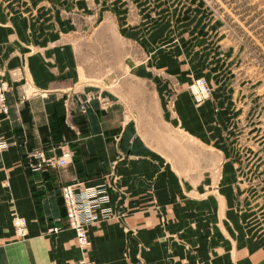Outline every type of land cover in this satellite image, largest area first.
I'll return each mask as SVG.
<instances>
[{"label":"crops","instance_id":"obj_1","mask_svg":"<svg viewBox=\"0 0 264 264\" xmlns=\"http://www.w3.org/2000/svg\"><path fill=\"white\" fill-rule=\"evenodd\" d=\"M12 19L0 25V69L12 84L9 113L0 114V137L9 142L0 149V264H80L84 256L98 264H264V236L235 205L230 160L216 185L215 152L180 154L211 140L222 129L215 120H230L210 101L195 107L184 89L199 70L195 61L175 47L162 53L166 68L153 71L152 61L125 50L122 66L89 69L82 31H65L60 43V32L44 31L34 18ZM127 25L122 32L138 36ZM143 38L149 47L150 36ZM26 78L38 91L23 97ZM175 82L181 93L171 114L163 93ZM66 148L67 165L31 167L30 151L61 156ZM102 181L120 215L91 225V244L82 249L61 188ZM14 213L26 218V235Z\"/></svg>","mask_w":264,"mask_h":264},{"label":"rangeland","instance_id":"obj_2","mask_svg":"<svg viewBox=\"0 0 264 264\" xmlns=\"http://www.w3.org/2000/svg\"><path fill=\"white\" fill-rule=\"evenodd\" d=\"M16 14L34 18L44 31L57 30L60 43L65 31H82V64L89 69L122 66L125 50L134 52L137 60L152 61L153 71L166 68L162 53L175 47L195 61L198 73L184 89L195 107L210 101L216 112L228 109L230 120H215L222 129L211 140L180 154L203 159L215 152L216 185L223 180V159L228 158L237 210L247 215L253 232L264 236V0H0V25L13 24ZM49 22L53 26H47ZM122 24L138 36H127ZM148 35L149 47L139 39ZM199 78L211 87L200 102L189 86ZM26 90L31 92L30 87ZM180 93L177 82L163 93L171 114ZM181 127L186 140L188 129ZM114 205L121 210L119 200Z\"/></svg>","mask_w":264,"mask_h":264},{"label":"built area","instance_id":"obj_3","mask_svg":"<svg viewBox=\"0 0 264 264\" xmlns=\"http://www.w3.org/2000/svg\"><path fill=\"white\" fill-rule=\"evenodd\" d=\"M25 86L30 87L31 92L26 89L23 97L38 91L37 86L29 78L25 79ZM190 89L197 99L203 101L209 96L211 87L206 79L199 78L192 82ZM12 88L10 80L7 78L5 69H0V114H8L10 103L8 101V93ZM9 142L4 137H0V149L4 150L8 147ZM72 155V150L66 148L61 156L56 154H47L43 149H35L30 151V165L33 168H43L45 166L56 164L65 166L68 164L69 157ZM36 159V160H34ZM110 185L106 181L95 184L85 183H66L62 185L61 191L64 204L67 210V217L70 227L75 230L77 241L82 249H86L91 244L89 228L91 225L107 219L111 216L118 215L119 210L112 202ZM13 223L17 232L20 235L27 233V220L19 214H13ZM57 231V226L51 228ZM80 264H98L94 260L84 256L80 260Z\"/></svg>","mask_w":264,"mask_h":264}]
</instances>
